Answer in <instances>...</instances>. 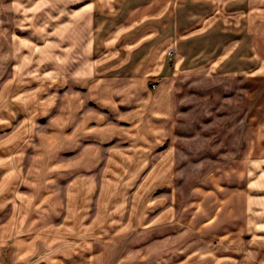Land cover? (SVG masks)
I'll list each match as a JSON object with an SVG mask.
<instances>
[{"label":"crops","instance_id":"0c3cea01","mask_svg":"<svg viewBox=\"0 0 264 264\" xmlns=\"http://www.w3.org/2000/svg\"><path fill=\"white\" fill-rule=\"evenodd\" d=\"M69 2L71 8L65 7L69 8L65 38L59 39L52 32L48 40H41L35 33L18 42L50 48L48 63L52 65L47 68L45 63L41 69L44 74L58 70L55 58L64 42L66 72L61 77L71 79L73 92H81L83 100L72 105L71 115L86 130L80 137L81 152L71 157L78 162L72 161L67 171L97 178L88 176L82 182L66 183L64 197L50 205L60 219L51 215L50 221L43 222L40 214L33 213L28 220L20 212L10 215L9 210L0 221V264H127L123 255L129 251L128 258L139 257L135 238L143 231L151 238L145 244L149 259L144 264H170L174 258L185 261L203 253L200 245L210 237L199 231L202 227L212 230L223 242L232 241L224 248L212 243V259L219 253L232 261L239 259L238 264H264V227L248 230L253 220L249 213L242 218L240 229L233 232V219L217 225L220 206H226L228 199L220 198L209 205L200 191L202 199L196 204L185 193L182 199L178 187L173 189L178 158L174 142L179 136L183 142L189 140L185 138L188 136H174L182 122L177 112L183 92L180 81L224 83L230 94L228 101H233L232 95H240L239 91L257 95L251 120H255L258 137L253 141L258 142V151L264 143V133L260 132L264 128V0ZM92 14L96 15L93 20ZM75 29L79 30L76 34ZM104 70L108 71L102 74ZM237 84L242 87L235 90ZM192 119V123L183 124L201 126L198 118ZM117 126L126 128L116 131ZM200 131H193L194 136ZM245 141L238 157L264 160V153H251L255 145L250 149L248 133ZM10 155V149H5L0 157L6 160ZM245 164L247 179L250 168L264 174V161L259 166ZM2 165L9 169L7 160ZM221 173L228 175L226 168ZM246 180L241 188L251 189L252 183ZM223 185L231 187L225 180L220 183ZM0 186V194L8 198ZM201 190L215 191L211 182ZM229 202L231 206L233 199ZM223 210L229 213L228 208ZM262 216L264 206L257 215L258 219ZM181 222H185L182 227ZM164 226L178 229L172 234L178 238V246L156 256L160 261L153 262L148 247H154L155 242L150 230ZM191 230L193 236L183 240L184 232ZM242 235H249L251 245ZM255 237L261 239L256 242ZM101 240L104 246L99 245ZM107 252L115 257L102 263L99 255Z\"/></svg>","mask_w":264,"mask_h":264},{"label":"rangeland","instance_id":"374dc122","mask_svg":"<svg viewBox=\"0 0 264 264\" xmlns=\"http://www.w3.org/2000/svg\"><path fill=\"white\" fill-rule=\"evenodd\" d=\"M69 1L71 0H0V154L5 149H10L11 154L10 157L5 158L9 164V169L6 167V170L2 165L6 160L0 157V185L9 194L8 198L0 194V221L9 210L10 215L20 212L26 215L28 220L33 213L40 214L43 222L50 221L51 215L60 219L53 214L51 206L56 203V200L64 197L63 188L66 183L82 182L88 176L97 178V175H83V178L80 173L69 172L72 161H77L71 157L81 152L79 151L82 146L80 137L81 133H85L86 130L77 125L78 122L74 121L71 115L72 105L81 103L83 100L81 92H73V88H70L71 79L61 77L65 76L66 72V64L62 62L66 59L64 54L67 53L64 42H61V46L58 47L59 52L56 58L53 56L58 59V70L45 74L41 69L50 60V48L35 47L33 42H18L32 38L35 33L40 36L41 40L45 38L48 40L52 32L54 35L56 33L59 39L65 38V33H68L65 28L66 12L69 9L65 7L71 8ZM94 16L96 15H91V20ZM46 28H49L50 32ZM78 32L79 30L75 29V34ZM49 65L52 64L48 63L46 67L48 68ZM107 71L104 70L102 74ZM54 74L56 78H50V75ZM180 85L183 92L181 91L182 95L178 100L177 112L182 122L174 131V136H188L185 138L190 141L184 140L183 142L182 137L179 136L174 142L178 147V158L174 162L175 170H177V174L174 175L176 179L173 185L174 191H176L175 186L178 187L179 196L182 199L185 193L192 197L196 204L202 199L198 196L200 191L206 195L209 205H213L220 198L228 199L226 206H220V211H218L216 217L219 222L216 223L218 227L221 224L225 225L226 220L233 219L232 229L236 232L237 228L240 229L242 218L247 213L251 220L253 219L250 226L246 227L248 230L264 227V216L259 219L257 217L264 206V174L259 175L250 168L249 179H247L245 168V163L250 162L251 167L259 166L258 163L264 160L258 157L247 159L238 157L242 153V145L246 143L247 133L251 137L250 149H253L255 145V152L251 153H264V143L258 151V142L253 141L258 137L255 120H251L257 95H246L239 91L240 95H232L233 101L230 99L228 101L227 97L229 98L230 94H227L224 83L203 81L191 84L189 81H180ZM155 86L156 84L153 83L152 87ZM234 86L235 90L242 87L240 84ZM262 111L260 109V113ZM192 118H198L201 126L183 124V122L192 123ZM125 128L117 126L116 131ZM112 129L114 130L115 127ZM198 130L201 131L196 133V137L193 131ZM261 130L260 132L264 133L263 127ZM73 133L76 134L73 135ZM230 153L233 156H226ZM225 168L228 175L225 174L223 177L221 171ZM75 171H77L76 168ZM10 175L11 177L8 178ZM142 176L144 174L140 175V180ZM222 180H225L231 187L224 185L221 187ZM245 180L252 183L251 189L241 188ZM213 181L218 183L214 186ZM210 182L215 191L201 190ZM193 189H196L198 194ZM78 194H80L79 198L82 197L80 189ZM231 199L233 203L230 206ZM223 208L225 210L228 208L227 215ZM184 223L181 222L180 227ZM177 230L171 226L150 230L152 233L149 235H153V242H155L154 247H148L154 257L153 262L160 261L156 256L178 246V238L172 236L173 233H177ZM194 231H185V236H182L183 240L190 239ZM199 231L204 233V236L210 237L200 245L203 253L194 254L192 258L185 261L174 258L170 260V264L239 263V259L235 258L232 261L231 257H225L219 253L212 259V251H210L212 243H218L219 248H224L229 247L232 241L223 242L219 239L220 236L204 227ZM238 232L241 231L238 230ZM182 233L181 231L180 234L183 235ZM162 236H164L163 239H161ZM242 236L245 242L251 245L249 235ZM260 239L255 237L256 242ZM150 240L151 238L145 237L144 231L138 234L135 241L139 257L136 260L128 258L131 255L129 251L123 255L127 256V264H144L148 261L145 244ZM181 241L180 238L179 245ZM100 242L99 245L104 246V241ZM109 257L112 259L115 255L108 252L99 255L102 263L108 262Z\"/></svg>","mask_w":264,"mask_h":264}]
</instances>
